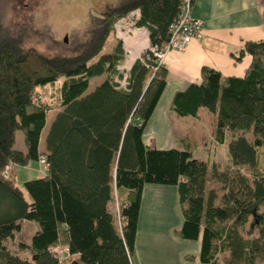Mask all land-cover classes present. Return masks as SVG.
<instances>
[{
    "label": "trees",
    "instance_id": "obj_1",
    "mask_svg": "<svg viewBox=\"0 0 264 264\" xmlns=\"http://www.w3.org/2000/svg\"><path fill=\"white\" fill-rule=\"evenodd\" d=\"M181 1L125 0L97 19L99 26L76 55L51 57L26 48L0 24V264H133L148 184L177 186L185 215L177 234L201 239L205 264H263L264 38L234 54L237 62L252 58L243 77L204 67L200 83L173 99L177 115L198 117L205 107L216 115L217 136L223 140L231 133V164L225 169L194 157L192 147L157 149L148 143L146 126L169 74L164 65L154 68L149 51L134 61L126 87L112 77L86 94L91 78L116 71L122 60V42L101 53L114 21L140 10L138 27L149 29L152 45H163ZM54 101L61 110L41 150ZM17 130L24 134L25 151L15 147ZM32 162L45 174L20 188L16 166ZM25 222L37 224L29 243H20L30 257L6 245ZM64 246L69 256L54 254L53 248Z\"/></svg>",
    "mask_w": 264,
    "mask_h": 264
},
{
    "label": "crops",
    "instance_id": "obj_2",
    "mask_svg": "<svg viewBox=\"0 0 264 264\" xmlns=\"http://www.w3.org/2000/svg\"><path fill=\"white\" fill-rule=\"evenodd\" d=\"M193 5V16L202 21L203 31L188 43L185 50H172L165 58L164 67L169 72L168 84L145 132L153 148L169 149L171 141L175 140L170 126L171 117L175 118L177 138L182 147H193L184 136L183 116L177 115L173 109L177 91L186 89L192 83H200L204 67H211L224 77H243L252 58L245 55L242 61L237 62L234 54L239 53L246 42L264 38V0H195ZM144 28L146 30H135L131 34H139V40L146 34V46L137 59L151 44L149 29ZM138 47L136 41L131 46L127 45L126 59L128 53ZM129 71L127 69L125 75L130 76ZM207 117L210 119V115ZM185 118L191 120L192 131L197 135L198 131L207 128L201 122L200 112L198 117ZM197 137L203 144L204 133ZM141 206L137 241L131 257L133 264H205L200 258L201 239H183L177 234L185 219L177 186L148 184L143 191Z\"/></svg>",
    "mask_w": 264,
    "mask_h": 264
},
{
    "label": "rangeland",
    "instance_id": "obj_3",
    "mask_svg": "<svg viewBox=\"0 0 264 264\" xmlns=\"http://www.w3.org/2000/svg\"><path fill=\"white\" fill-rule=\"evenodd\" d=\"M125 0H0V24H3L9 34L14 38L22 39L23 45L26 48L34 47L38 52L44 53L51 57L76 55L82 45L89 39L90 30L99 26L97 19L102 17L107 11L118 7L124 3ZM119 17L112 25V32L108 38L107 44L102 50V54H108L111 49L122 42L123 57L119 62L116 71H112L108 75H100L93 77L89 83V89L86 94L92 92L102 81L107 78H114V81H122L127 69L124 68L126 59V42L122 38L125 31H117L115 26ZM150 34V31H149ZM127 36V35H126ZM67 38V40H65ZM95 58L93 61H96ZM60 85V83H59ZM57 100V99H56ZM49 102L51 111L47 115V125L42 132L41 150L46 149L45 140L47 132L61 110L58 102ZM202 123L207 128L205 131H198L199 136L204 133L205 140L200 143L198 135L192 131L190 121L185 117L181 118V122H185L184 136L188 142L192 144L193 155L196 158L206 160L210 165L217 163L221 169H225L231 164L229 155L228 143L232 140L231 133L226 134L225 139L217 136V125L215 124V115L210 113L205 107L200 111ZM207 115H210L208 119ZM177 119V118H176ZM190 124V126H188ZM177 124L175 118H170V126L173 128V135L175 140L171 141L170 147H182L177 134ZM15 147L24 150V134L21 130L16 131ZM250 135V133H248ZM253 135H250L252 140ZM261 158L264 160V147L260 148ZM45 174L43 166L39 162H32L26 167L16 166L15 182L22 188L24 182L29 179H38ZM213 186L212 183L209 185ZM214 186H216L214 184ZM221 194V193H220ZM118 204L114 205L115 212L118 214ZM37 229V224L34 222H25L21 231L16 234L15 240H8L6 245L15 254H20L23 257H30V251L22 250L20 243H29L33 232ZM248 231L246 228L245 232ZM244 232V233H245Z\"/></svg>",
    "mask_w": 264,
    "mask_h": 264
},
{
    "label": "built area",
    "instance_id": "obj_4",
    "mask_svg": "<svg viewBox=\"0 0 264 264\" xmlns=\"http://www.w3.org/2000/svg\"><path fill=\"white\" fill-rule=\"evenodd\" d=\"M195 0H182L181 1V11L179 13L178 18L170 25V40L164 42L163 45H152L148 44L146 51L152 53L154 57V68L157 69L160 66H163L165 63V58L168 53L172 50H185L188 43L192 40L197 38L202 31V21L193 16L194 5L193 3ZM141 11L140 10H133L130 12L129 15L124 16L115 26L117 31L122 30L125 31L124 34L127 36H131L134 34L135 30H146L143 26L138 27V22L140 21ZM129 57V53L127 58ZM127 60V59H126ZM128 75L126 74L122 81H117L119 88L126 87L128 84ZM37 96L33 98V100L38 101ZM41 164L44 166L45 170H48L49 163H47L46 157L41 158ZM7 169L4 171V175H9L10 167H6ZM54 254L59 257L69 256V248L68 247H56L53 248Z\"/></svg>",
    "mask_w": 264,
    "mask_h": 264
},
{
    "label": "bare ground",
    "instance_id": "obj_5",
    "mask_svg": "<svg viewBox=\"0 0 264 264\" xmlns=\"http://www.w3.org/2000/svg\"><path fill=\"white\" fill-rule=\"evenodd\" d=\"M136 33V32H135ZM137 34V33H136ZM134 36H126V35H122V38L124 39V41L126 42V45L131 46V44H133L135 41L138 42V45L140 47H138L137 49H132L131 53L129 54L128 59L125 61V69H131L132 65L134 64V61L139 57V55L141 54V50L144 46H146L147 40H146V34L143 36L142 40H139L137 37L139 34ZM140 42L142 43L140 45Z\"/></svg>",
    "mask_w": 264,
    "mask_h": 264
},
{
    "label": "water",
    "instance_id": "obj_6",
    "mask_svg": "<svg viewBox=\"0 0 264 264\" xmlns=\"http://www.w3.org/2000/svg\"><path fill=\"white\" fill-rule=\"evenodd\" d=\"M65 40H67V38Z\"/></svg>",
    "mask_w": 264,
    "mask_h": 264
}]
</instances>
